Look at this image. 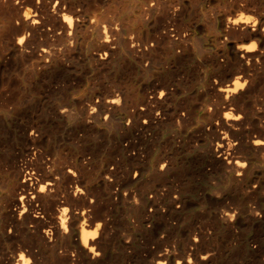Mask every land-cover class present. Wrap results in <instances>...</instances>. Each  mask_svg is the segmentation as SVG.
<instances>
[{
  "label": "bare ground",
  "instance_id": "1",
  "mask_svg": "<svg viewBox=\"0 0 264 264\" xmlns=\"http://www.w3.org/2000/svg\"><path fill=\"white\" fill-rule=\"evenodd\" d=\"M0 264H264V0H0Z\"/></svg>",
  "mask_w": 264,
  "mask_h": 264
}]
</instances>
